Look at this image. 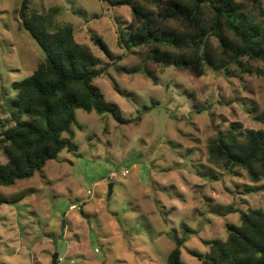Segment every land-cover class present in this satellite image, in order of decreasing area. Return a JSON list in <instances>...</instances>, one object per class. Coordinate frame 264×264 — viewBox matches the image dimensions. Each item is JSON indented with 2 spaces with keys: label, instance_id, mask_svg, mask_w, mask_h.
<instances>
[{
  "label": "rangeland",
  "instance_id": "374dc122",
  "mask_svg": "<svg viewBox=\"0 0 264 264\" xmlns=\"http://www.w3.org/2000/svg\"><path fill=\"white\" fill-rule=\"evenodd\" d=\"M21 1L0 0V132L13 125L14 84L43 58L20 29ZM237 1L249 16L263 19L253 0ZM29 8L40 14L56 10L54 23L70 25L74 40L100 59L96 67L106 66L93 84L123 118L140 114L141 120L120 125L109 114L75 110L71 128L78 151H63L33 177L0 186V197L17 200L0 204V264H51L50 237L57 239L56 264H167L174 237L183 236L181 224L196 231L181 260L200 264L191 252L205 254L206 241L225 240L226 225L240 224L247 209L264 211V179L253 185L244 172L230 176L207 160L208 139L231 124L239 131H264V62L245 61L251 74L224 76L206 67L196 77L146 62L143 47L120 45L132 16L128 6L29 0ZM92 35L104 41L111 58ZM5 161L0 151V164ZM246 186L257 190L248 193Z\"/></svg>",
  "mask_w": 264,
  "mask_h": 264
},
{
  "label": "trees",
  "instance_id": "16d2710c",
  "mask_svg": "<svg viewBox=\"0 0 264 264\" xmlns=\"http://www.w3.org/2000/svg\"><path fill=\"white\" fill-rule=\"evenodd\" d=\"M110 6H128L132 16L126 50L147 49L145 61L162 68L187 71L201 77L206 67L224 76L251 74L245 61L264 62V9L262 0H253L262 20L249 16L237 0H107ZM56 10L47 14L31 11L29 0H22L17 17L43 52L34 72L14 84L17 96L11 100L12 126L0 132V151L6 161L0 164V186L33 177L60 153L78 151L73 142L75 110L102 116L109 114L118 124L141 120L125 119L117 104L106 100L93 81L106 72L97 68L100 59L92 50L74 40L70 25L58 27L53 20ZM91 41L111 58L98 36ZM137 70H135L136 72ZM147 76L149 74L144 72ZM152 106L157 102L152 101ZM143 110H149L144 107ZM26 117V119H24ZM231 124L207 141L208 163L227 175L240 177L244 172L255 185L264 179V131ZM248 193L257 188L246 186ZM0 197V204L14 203ZM230 212H232L230 210ZM181 238L174 237V248L167 264H184L181 249L196 231L181 224ZM225 240L206 241L205 254L191 252L200 264H264V211L249 208L241 214L240 224L226 225Z\"/></svg>",
  "mask_w": 264,
  "mask_h": 264
},
{
  "label": "water",
  "instance_id": "95a60500",
  "mask_svg": "<svg viewBox=\"0 0 264 264\" xmlns=\"http://www.w3.org/2000/svg\"><path fill=\"white\" fill-rule=\"evenodd\" d=\"M111 192H112V184H110L108 186V197H110ZM64 225H65V222L63 221L62 225H61V232L62 233H63ZM49 239L51 240V243H52V246H53V249H54V253L51 256V264H56L58 256H59L58 253H57V239L54 238V237H50Z\"/></svg>",
  "mask_w": 264,
  "mask_h": 264
}]
</instances>
